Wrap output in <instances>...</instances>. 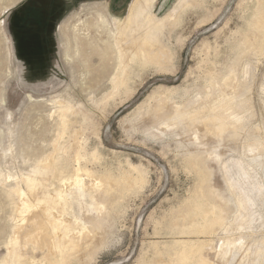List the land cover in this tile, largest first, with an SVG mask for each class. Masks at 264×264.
Here are the masks:
<instances>
[{"label": "rangeland", "instance_id": "obj_1", "mask_svg": "<svg viewBox=\"0 0 264 264\" xmlns=\"http://www.w3.org/2000/svg\"><path fill=\"white\" fill-rule=\"evenodd\" d=\"M180 1L159 0L152 10L158 20L178 14L159 34L163 61L126 59L116 85L118 74L99 70L108 36L83 27L99 14L112 22L117 16L106 4L79 5L60 28L44 32L14 16L25 0H0V264L62 257L65 264H169L177 249L171 245L182 240L207 242L208 264H264V43L249 49L258 38L252 23L261 0ZM79 19L85 42L106 43H84L86 52L68 63ZM109 58L112 68L115 54ZM214 109L234 124L221 139L203 124ZM79 168L91 173L82 178L84 196L74 185ZM29 177L38 180L39 201ZM125 181L140 183L122 194ZM94 183L114 189L113 211L97 209L88 195ZM199 187L204 201L223 208L226 227L178 235L170 227L178 229ZM58 189L66 197L58 198ZM23 200L47 204L62 221L51 242L14 243L31 216L20 213ZM67 228L71 235L84 229L80 238L92 243L66 250L59 230ZM229 241L243 247L226 262L216 251Z\"/></svg>", "mask_w": 264, "mask_h": 264}, {"label": "bare ground", "instance_id": "obj_2", "mask_svg": "<svg viewBox=\"0 0 264 264\" xmlns=\"http://www.w3.org/2000/svg\"><path fill=\"white\" fill-rule=\"evenodd\" d=\"M155 3L156 0H135L133 1V4L130 8L128 17L124 20V22L122 21V19L115 17L112 18V22H109L106 17H104L102 14H99L97 20L93 24H85L83 26L86 27L87 30L95 28L98 33H106V35L108 36L107 46L102 53L103 64L99 70L103 71L106 74H111L113 72L114 76L118 74L119 78L114 81L116 85L122 84V73L126 71V59L133 60L135 62L141 63L142 65H145L149 63L162 62L165 57L164 52L166 50L164 45L162 44L161 39L159 38V34L162 33L168 25H171V23L175 19L178 18V14L177 11L174 10L166 15L164 19L158 20L152 13ZM186 3H188V0H181L179 3V7L184 6ZM260 4L261 5L258 8L259 10L257 11L254 22L252 23V26L255 28V34H258V38L256 37L254 41L250 43L251 46L249 49L251 52L260 49L261 45L264 43V0H261ZM103 9L105 8L103 7ZM81 21L78 22V24L76 23L77 25H75V27L73 28V31H75L74 40L76 46L73 49L74 53L72 56L70 55L72 50L71 42L67 39L69 42L65 51V60H67L68 63H72L73 59H75L74 57L79 56V54H81V52H83L84 50L86 52V49H84V43H86L89 47H92L94 43L95 45H97L99 42L102 44L106 43V41L94 39L85 42L84 39H82L84 34H80L83 31L81 30V28H79V26L82 24ZM112 27L114 28V31H112ZM62 30L63 34L65 35L64 28ZM244 41L246 42V40ZM89 47L87 48V50L90 49ZM109 54L111 56L115 54V65L112 68L110 67ZM87 56L89 55L85 53L83 59ZM84 61L89 62V60ZM213 113V116L205 119L203 121V124L209 135L214 138L216 137L218 139H221L223 135H225L233 128L234 124L228 120V117L225 113L220 116L219 114H216L218 112L215 109L213 110ZM181 115L188 116L189 114L187 112H182ZM49 163H52L53 167V161H50ZM46 166L45 169L42 170L48 169L49 166ZM51 171V175L54 177L55 169ZM45 174L48 173L45 172ZM90 174L91 173L88 171H85L83 173V170L81 168L76 170L74 185L78 189L81 196H84L88 191L85 188L87 185L86 183H84V179L82 178L85 175L90 176ZM37 181L38 180L35 181L33 179H30V177L29 179H27V186H29L28 189L31 190L32 195H36V193H38L39 185L36 183ZM140 181L133 183H131V181H125L123 188H121L122 194L129 188L140 183ZM62 182L63 184H65L64 180H62ZM104 185V183H94L93 186L97 189V191L95 189L93 193L88 192V195L92 197V200L98 203L97 209L100 212H104L106 206L113 211V209H115L118 204V200L113 201L111 198L114 189L112 187H105ZM212 192L214 194H218V192L215 189L213 190V188ZM66 194L67 193L65 192V190L63 191L62 189H58L57 191L58 198H64L66 197ZM203 194H205L204 191H202V189L199 187L198 191L195 193V200L193 204L188 205L187 212L179 217V223H177L176 225L178 229L174 228V226L171 225L172 227L170 228H172V230L175 231L178 235H212L215 234L218 229L224 226L226 227L227 216L226 213H224L223 208L204 201ZM37 199L38 201L40 200V198L36 195V200ZM46 205L42 202L35 205L31 204L28 200L22 201L20 213L24 214L28 211V213H31V216L24 219L22 230H18V236L14 239L15 244H21L23 245V247H26L28 243H34V245H44L46 242L52 241L53 237H51V234H54L55 236L58 234V228H60V225L63 223L53 215V213L50 211V208ZM83 232L84 229H82V231L80 232H77L76 234L71 235V231H69L68 228L65 230V232L59 230V234L65 241L66 250H80L84 245L88 247L89 242L92 243V239L88 237H82V239L80 238V235ZM57 245H59V242H57ZM171 246H176L177 249L175 252L176 258L171 259L169 261V264H192L193 262L195 264H208L209 262V260L204 255V251L208 246L207 242L182 240L175 241ZM236 247H238V249L239 247H241L242 249L243 245L238 243V241H229L227 244H224L222 247L217 249L216 254L219 259L223 261L226 260L227 262L228 254L230 256V254ZM54 264H65V257H62V259H56L54 261Z\"/></svg>", "mask_w": 264, "mask_h": 264}, {"label": "crops", "instance_id": "obj_3", "mask_svg": "<svg viewBox=\"0 0 264 264\" xmlns=\"http://www.w3.org/2000/svg\"><path fill=\"white\" fill-rule=\"evenodd\" d=\"M133 1L135 0H25L26 3L15 10L14 16L23 18L30 29H43L47 32L49 29L60 28L79 5L104 3L107 11L120 19L122 15L129 13ZM158 2L159 0L153 10Z\"/></svg>", "mask_w": 264, "mask_h": 264}]
</instances>
